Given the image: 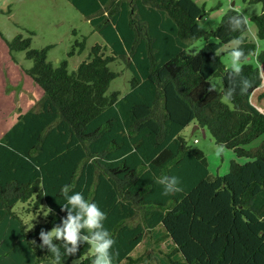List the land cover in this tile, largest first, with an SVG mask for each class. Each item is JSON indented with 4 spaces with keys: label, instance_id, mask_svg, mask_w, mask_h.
<instances>
[{
    "label": "trees",
    "instance_id": "16d2710c",
    "mask_svg": "<svg viewBox=\"0 0 264 264\" xmlns=\"http://www.w3.org/2000/svg\"><path fill=\"white\" fill-rule=\"evenodd\" d=\"M70 1L106 41L94 44L77 69L67 60L54 65L49 47L33 48L22 33L7 39L11 52L25 51L32 61L25 71L44 95L0 139V220L17 217L38 261H53L37 246L39 232L66 214L60 204L67 184L105 211L113 264L142 259L131 252L147 237L157 243L160 264H264V137L248 147L264 136V50L257 65L248 62L257 50L249 23L236 29L228 20L233 7L206 30V5L196 0ZM250 1L262 3L249 19L264 39V0ZM199 39L204 46L192 48ZM237 39L245 53L239 75L220 53ZM117 59L132 72L123 95L109 92L121 75L110 66ZM245 78L252 86L241 93ZM194 122L249 160L233 159L228 173L212 175L205 152L182 135ZM173 175L183 191L164 196L156 181ZM21 204L53 211L26 230L15 209ZM168 239L173 247L165 252ZM89 253L83 244L64 264H92Z\"/></svg>",
    "mask_w": 264,
    "mask_h": 264
},
{
    "label": "rangeland",
    "instance_id": "374dc122",
    "mask_svg": "<svg viewBox=\"0 0 264 264\" xmlns=\"http://www.w3.org/2000/svg\"><path fill=\"white\" fill-rule=\"evenodd\" d=\"M196 2L206 5L207 13L200 19V24L206 30L215 29L224 14L233 7L248 16L247 35L257 44V50L250 56L248 62L257 65L259 52L264 50V39L258 38L257 26L249 18L261 13L262 3L250 0H196ZM20 33L24 37H31L33 48L49 47L48 59L54 65L67 60L70 70L77 69L79 64L89 57L94 44H106L103 36L94 29L89 19L70 0H0V139L18 121L19 116L34 108L44 95L42 86L25 71L26 67L32 65V61L26 59V52L13 53L7 43V39L12 40ZM77 41H85L83 50ZM234 41L224 45L220 50L222 60L228 67L230 65L229 50ZM205 43L204 39H199L194 41L191 47L200 49ZM110 66L121 75L112 81L109 92L118 90L123 95L130 88L132 72L122 59L115 60ZM212 83L217 91L222 90L223 83L220 77H213ZM223 100L230 104L227 97H223ZM196 125L197 122H194L185 127L182 135L189 144L205 152L212 175L228 173L233 159L241 163L249 160L246 157L237 156L233 149L224 146L223 152L217 156L216 150L222 145L217 143L207 128L205 131L202 128L195 129ZM263 137V135L260 136L248 147H256ZM29 208V204H21L15 208L25 221L26 230H30L29 226L32 223L35 225L45 219L42 211L47 215L45 208L41 211L28 210ZM22 224L17 217H7L5 221L3 220L0 226V264H53L51 260L38 261L28 245L27 237L22 232ZM168 242L166 241L162 248L165 252L170 251L167 247ZM152 244L153 242L146 240L134 250L132 257L138 259L142 256V259L135 262L127 260L120 264H160L155 257L156 254L159 255V252L157 250L150 252ZM79 263L80 260L74 262V264Z\"/></svg>",
    "mask_w": 264,
    "mask_h": 264
},
{
    "label": "clouds",
    "instance_id": "9594fccd",
    "mask_svg": "<svg viewBox=\"0 0 264 264\" xmlns=\"http://www.w3.org/2000/svg\"><path fill=\"white\" fill-rule=\"evenodd\" d=\"M229 22H234L236 29H244L248 25V16L237 10L236 14L228 18ZM232 29V31H236ZM242 43L237 39L234 41L230 51L229 68L237 75L242 72L241 60L245 57L244 50L238 47ZM244 87L241 93L246 92L251 86V81L245 78ZM234 90L226 95L230 98ZM223 152V146H219L216 155ZM162 186L164 196L182 192L181 181L177 176H164L156 181ZM61 192L64 202L60 204L61 211L66 214L60 217V222L53 225L50 230L41 229L39 232L40 243L37 245L41 249H47L51 254L53 264H64L65 257L76 256L83 244L89 245L92 264H112V248L115 244L114 238L109 230L104 226L106 213L95 201L85 198L82 191H74L71 186L63 185ZM47 217L53 210L48 208ZM40 213V214H41ZM33 223L29 229L33 228ZM35 243V241H33ZM57 242H60L59 244ZM63 248V251H61Z\"/></svg>",
    "mask_w": 264,
    "mask_h": 264
},
{
    "label": "crops",
    "instance_id": "0c3cea01",
    "mask_svg": "<svg viewBox=\"0 0 264 264\" xmlns=\"http://www.w3.org/2000/svg\"><path fill=\"white\" fill-rule=\"evenodd\" d=\"M198 125H199V124H197V125L195 126V129H200V128H201L200 125H199V127H198ZM6 218H7V217H5L3 220L5 221ZM3 220H0V226H1L2 222H3ZM162 229H163L162 227H158V228H157L158 231L156 232V234H158V232H159L160 230L163 231ZM0 239H1V238H0ZM149 239H150V238H148V237L145 238V239H144V240H143V241H142V242H141L136 248H139V247L143 244V242H145L146 240H148V242H149ZM150 241H151V240H150ZM166 241H169L168 244H167V247L171 250V248L173 247V242H172V240H171V239H168V240H166ZM166 241H165V242H166ZM151 242H153V244L150 246V249H151L150 252L154 251V250H153V246H155L156 248H158L155 239L152 240ZM165 242H163V244H162V248H163V245H164ZM149 244H150V243H149ZM136 248H135V249H136ZM135 249H134V250H135ZM134 250L131 252V255H133ZM155 252H156V251H155ZM166 252H169V251H166ZM124 261H127V259L123 260L122 262H124ZM122 262H121V263H122ZM112 264H113V263H112ZM118 264H120V263H118Z\"/></svg>",
    "mask_w": 264,
    "mask_h": 264
},
{
    "label": "water",
    "instance_id": "95a60500",
    "mask_svg": "<svg viewBox=\"0 0 264 264\" xmlns=\"http://www.w3.org/2000/svg\"><path fill=\"white\" fill-rule=\"evenodd\" d=\"M198 127H199V125H198ZM204 131H205V129H203Z\"/></svg>",
    "mask_w": 264,
    "mask_h": 264
}]
</instances>
